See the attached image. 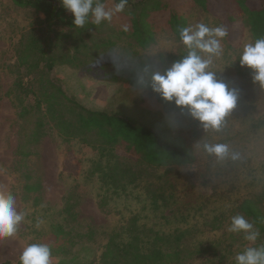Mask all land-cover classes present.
<instances>
[{"label": "rangeland", "instance_id": "1", "mask_svg": "<svg viewBox=\"0 0 264 264\" xmlns=\"http://www.w3.org/2000/svg\"><path fill=\"white\" fill-rule=\"evenodd\" d=\"M162 1L185 17L186 27L199 23L210 28L220 26L215 16L203 11L193 0ZM251 1L254 5L260 3V0ZM211 3L221 14L220 1L211 0ZM103 4L106 9L115 6L112 0ZM125 11L114 13L110 21L100 24H95L90 17L89 25L85 24L81 29L54 27L53 31H47L42 14L18 7L11 0H0V191L10 193L15 198L16 210L26 213L16 234L0 239V264H16L30 244L51 242L50 226L54 222L67 229L75 225V231L92 229L93 238L74 247L65 245L67 251L51 255L53 264H97L108 237L131 221L166 234L194 226L196 237L193 239L205 245L211 243L213 250L212 254L209 251L190 264H232L237 254L254 245L245 238V233L229 231L232 219L229 212L242 198L261 194L264 190V123L260 125L264 120V88L238 76L230 64L232 51L227 49L225 39L221 41L222 55L214 60L212 70L217 71V79L238 90V100L224 126L220 131H204L200 122L185 109L179 117L181 132L194 145L197 163L175 167L171 171L162 167L148 168L144 172L138 166V180L124 191L120 190L119 195L107 192L99 181V174L94 169L98 159L94 144H83L77 137L64 142L47 119L34 142L32 133L38 113L31 111L25 118L19 117L23 105L29 108L34 103V96L18 88L17 79H21L23 86H33L37 94L43 84L51 88L49 83L55 81L85 107L126 114L131 123L149 126L166 141L163 126L175 130L167 123L174 124L178 119L170 112V106L136 83L137 67L150 65L153 70L162 71L159 61L165 56L159 55L175 54L186 47L174 39L172 31L163 27L158 15H152L149 22L150 15L141 21L143 30L139 39L131 37V22ZM227 32L230 42L239 41L237 47L243 49L251 42L240 21L234 22ZM29 38H38L46 45L48 55L54 59L51 70H47L42 60L30 75L19 63L21 45ZM82 39L88 47H80ZM73 43L79 47L76 54L85 58L88 67L56 66L59 58L70 53ZM35 56L29 57L32 64L36 63ZM168 56L171 59V55ZM93 64L94 69L90 67ZM114 67L116 71L112 70ZM34 77L35 85H32ZM204 143L227 144L239 153L240 158L217 161L210 155L215 164L214 175L209 184L199 186L194 184L195 179L207 168L208 154L202 149ZM173 144L175 148H185L179 140ZM117 152L120 156L125 154L121 147ZM37 181L40 186L37 192H25L26 182ZM156 191L164 192L167 198L158 208L151 204V196ZM68 195H71L72 208L65 215L61 209ZM102 198L106 203L99 208L98 202ZM220 213L227 217L220 230L204 225L207 219Z\"/></svg>", "mask_w": 264, "mask_h": 264}, {"label": "trees", "instance_id": "2", "mask_svg": "<svg viewBox=\"0 0 264 264\" xmlns=\"http://www.w3.org/2000/svg\"><path fill=\"white\" fill-rule=\"evenodd\" d=\"M105 1L99 0L101 3ZM112 1L114 5L119 2V0ZM219 1L222 7L221 14L213 8L211 0H193L203 11L215 16L220 26L227 29L234 22L240 21L243 28L248 32L251 42L264 38L263 0H260L258 5H254L251 0ZM11 2L18 7L29 8L42 14L47 31H53L54 27L80 28L73 24L74 18L69 11L63 8L61 0H11ZM124 11L131 22V37L136 36L139 39V34L143 30L141 21L146 20V17L150 15L147 19L149 22L152 20V15H158L162 19L163 27L172 31L176 41L182 42L180 32L183 28H186L185 17L174 8H171L168 3H163L162 0H137L134 2L127 0ZM224 39L228 41L227 49L232 51V63L230 64L235 72L243 79L252 80L251 70L239 65L238 59L242 52V48L237 47L239 41L232 43L227 36ZM21 47L22 49L19 50V63L25 67L27 74L32 75L35 65L37 66L42 60H44V65H46L48 71L52 69L54 59L48 55L46 45L42 44L38 38H29L22 43ZM187 51L188 49L185 48L175 54L163 55L161 53L159 57L165 56L163 60L159 61L162 71L170 67L174 61L185 56ZM31 55H36V63L34 64L29 60ZM168 55H171V59ZM144 68L146 67H137L139 75L143 74ZM42 81L44 82V80ZM34 82L35 77L32 78V85H35ZM49 84H51V88H47L46 84H43L37 94L33 86H23L21 79H17L16 86L21 88L25 94L31 92L34 96V103L29 108L23 105L19 111V117L25 118L31 111L35 114L38 113L32 133L34 142L38 140L47 119L58 130L64 142L77 137L83 144H94L93 146L98 154V159L94 162V169L98 172L99 181L107 192L119 195L120 190L124 191L128 185L135 184L140 176L136 171L138 166H141L144 172H147L148 168L162 167L166 168L165 171H171L175 167H187L197 163L194 145L183 137L181 132L182 126L179 117L185 109L176 108L174 102L164 101L151 88H148V91L153 92L158 100L170 106V112H174V118L178 119V121L174 120V124L167 123L171 125L170 128L175 127V130L169 129L166 125L163 126L166 141L161 139L156 130L151 129L149 126L131 123L125 116L126 114L91 110L71 97L57 82L53 81ZM134 87L138 88L137 86ZM263 123L264 120L260 122V125ZM170 131L173 134H170ZM175 140H179L185 148H175L173 144ZM118 147L124 149L125 154L123 156L118 154ZM156 153H158L157 157ZM214 165L211 156L207 155L205 166L207 168L205 172L198 175L200 179H195L194 184L199 186L209 184L211 177L214 175L212 171ZM39 189L38 181L26 182L24 185V190L27 193L37 192ZM70 198L71 195L64 198L61 213L65 215L69 214L72 208ZM166 201L167 198L164 196V192L156 191L151 196V204L154 208L165 204ZM105 203L104 198L99 200V208H103ZM225 213H220L211 220L207 219L204 225L214 230H220L225 220H227ZM229 214L231 217L241 215L252 223L254 229L259 232L253 247H264V190L261 194L248 195L239 200L230 209ZM194 229V226H190L184 229H174L166 234L154 231L152 228H146L145 225H135L131 221L127 227H121L119 232H115L108 237L97 258V264L193 263L204 254H208L209 251L212 254L213 250L211 243L205 245L198 239H193V237H196V230ZM50 230L52 241L44 244L50 247L52 256L67 251L65 246L67 244L74 247L84 240L89 241L93 238L92 229L83 232L75 231V225L67 229L63 224L54 222L50 226ZM16 264H20V261ZM232 264H236V260Z\"/></svg>", "mask_w": 264, "mask_h": 264}, {"label": "clouds", "instance_id": "3", "mask_svg": "<svg viewBox=\"0 0 264 264\" xmlns=\"http://www.w3.org/2000/svg\"><path fill=\"white\" fill-rule=\"evenodd\" d=\"M126 2L119 0L114 8L106 9L99 0H61L78 27H84L90 17L95 24L110 21L114 13L124 11ZM227 35V29L222 26L210 28L199 23L183 28L180 38L188 49L187 54L163 71L153 70L149 65L137 77L136 83L142 90L151 88L164 101L186 109L204 131H220L238 99V90L217 79V71L212 70L214 60L222 55L221 41ZM238 60L240 66L251 70L253 83L264 88V38L246 43ZM90 67L94 69L95 65ZM112 70L116 71V68ZM202 149L215 156L217 161L240 158L239 153L224 143H204ZM25 215L16 210L15 198L10 193L0 191V239L14 236ZM229 231L243 232L252 242L259 235L254 225L241 215L232 217ZM235 260L236 264H264V247L246 248ZM19 261L20 264H53L51 249L46 244H30L20 254Z\"/></svg>", "mask_w": 264, "mask_h": 264}, {"label": "crops", "instance_id": "4", "mask_svg": "<svg viewBox=\"0 0 264 264\" xmlns=\"http://www.w3.org/2000/svg\"><path fill=\"white\" fill-rule=\"evenodd\" d=\"M89 22V20L87 21ZM89 25V23H86V25ZM83 27H80L79 29H81ZM80 47L86 45V40L82 39L79 41ZM86 47H88V45H86ZM79 47L76 44H72V48L70 53H68L66 56H64L63 58H59L60 60H58L56 66H64V67H68V68H73V69H80V68H85L88 67L86 62H85V58L80 57L79 55H77L76 53H78ZM55 66V67H56ZM54 71H56V69L54 68Z\"/></svg>", "mask_w": 264, "mask_h": 264}]
</instances>
